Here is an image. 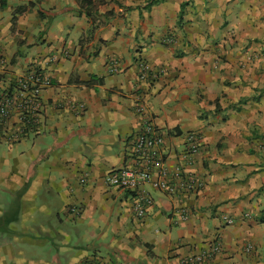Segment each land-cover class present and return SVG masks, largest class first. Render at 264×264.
<instances>
[{"label":"crops","instance_id":"0c3cea01","mask_svg":"<svg viewBox=\"0 0 264 264\" xmlns=\"http://www.w3.org/2000/svg\"><path fill=\"white\" fill-rule=\"evenodd\" d=\"M151 1L103 0L91 16L80 0L0 5V91L33 66L52 80L35 124L0 135V264H183L216 242L202 264H264V0ZM139 101L171 170L201 135L184 168L204 181L181 199L146 183L142 219L135 191L106 181Z\"/></svg>","mask_w":264,"mask_h":264},{"label":"built area","instance_id":"2783aa9c","mask_svg":"<svg viewBox=\"0 0 264 264\" xmlns=\"http://www.w3.org/2000/svg\"><path fill=\"white\" fill-rule=\"evenodd\" d=\"M115 64L112 66L113 69ZM141 69V77L148 78L152 72L151 67L143 62ZM51 83V77L40 67L33 66L21 74L13 76L9 87L0 91V135H5L14 129L11 139H19L24 131L35 124L43 106L42 93ZM79 107L84 108V103H80ZM137 111L141 116V125L127 147V162L122 167L109 171L106 175V181L110 186L135 191L136 195L133 197L132 204L133 212L137 219H142L154 203L153 198L143 192L146 183L151 182L163 192L181 199L201 191L204 187V181L195 171H188L184 168V164H193L199 154L201 135L197 133L188 135L187 142L181 152L183 163L171 170L166 165L165 134L149 118L146 106L140 101ZM13 118L17 119L18 125L11 128ZM177 211L182 219L189 217L187 208L179 207ZM67 212L79 217L82 214V209L78 206H72L67 208ZM225 220L228 224L234 223V219L231 217H225ZM220 250L221 243H213L185 256L182 263L202 264L211 253Z\"/></svg>","mask_w":264,"mask_h":264},{"label":"trees","instance_id":"16d2710c","mask_svg":"<svg viewBox=\"0 0 264 264\" xmlns=\"http://www.w3.org/2000/svg\"><path fill=\"white\" fill-rule=\"evenodd\" d=\"M161 0H152L150 2V4L154 3V2H159ZM7 2L8 0H0V5L2 7H5L7 5ZM80 3L82 5V7L86 8V13L88 16H91L92 15V12L96 10L97 6L99 4H102L103 3V0H80ZM187 4L186 3H183V7L184 5ZM183 17V10L181 11V14H180V18ZM16 22V15L13 16V24Z\"/></svg>","mask_w":264,"mask_h":264},{"label":"rangeland","instance_id":"374dc122","mask_svg":"<svg viewBox=\"0 0 264 264\" xmlns=\"http://www.w3.org/2000/svg\"><path fill=\"white\" fill-rule=\"evenodd\" d=\"M261 48H263L264 49V46L262 45V47Z\"/></svg>","mask_w":264,"mask_h":264}]
</instances>
